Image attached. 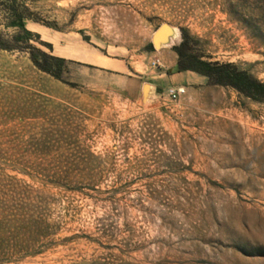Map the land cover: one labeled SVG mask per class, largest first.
Returning a JSON list of instances; mask_svg holds the SVG:
<instances>
[{
  "label": "rangeland",
  "instance_id": "374dc122",
  "mask_svg": "<svg viewBox=\"0 0 264 264\" xmlns=\"http://www.w3.org/2000/svg\"><path fill=\"white\" fill-rule=\"evenodd\" d=\"M19 2L66 64L0 48V264H264V101L150 65L184 28L264 82V0Z\"/></svg>",
  "mask_w": 264,
  "mask_h": 264
},
{
  "label": "trees",
  "instance_id": "16d2710c",
  "mask_svg": "<svg viewBox=\"0 0 264 264\" xmlns=\"http://www.w3.org/2000/svg\"><path fill=\"white\" fill-rule=\"evenodd\" d=\"M0 14L4 19V26L12 33L0 30V48L8 51H29L34 64L42 71L61 80L66 59L52 56L33 42L39 40L40 35L27 29V21L38 22L30 9L19 0H0ZM182 42L174 46L178 54L176 72L194 71L206 76L211 84L231 87L240 94L256 101H264V82L255 78L249 71L240 69L235 63L210 61L196 54L191 47L195 38L191 37L187 29L181 28ZM52 49L49 43H43ZM153 48V45H150ZM47 177L58 176V172L40 171ZM10 250L0 249V255H7Z\"/></svg>",
  "mask_w": 264,
  "mask_h": 264
},
{
  "label": "crops",
  "instance_id": "0c3cea01",
  "mask_svg": "<svg viewBox=\"0 0 264 264\" xmlns=\"http://www.w3.org/2000/svg\"><path fill=\"white\" fill-rule=\"evenodd\" d=\"M164 61L165 63L162 64V68L166 69L168 71H172V69H176L177 62H178V54L174 51H165L164 52ZM188 72V75H185V73ZM176 76H178L180 81H187V82H196L202 80V76L192 72V71H183V72H177ZM162 76L159 75L158 77H152V84L154 93H160L162 90L165 89V84H168V81H165L164 79H161ZM194 80V81H193Z\"/></svg>",
  "mask_w": 264,
  "mask_h": 264
},
{
  "label": "bare ground",
  "instance_id": "6f19581e",
  "mask_svg": "<svg viewBox=\"0 0 264 264\" xmlns=\"http://www.w3.org/2000/svg\"><path fill=\"white\" fill-rule=\"evenodd\" d=\"M172 29L173 28H171L170 26L164 25L163 27H161V29H159L156 32V35L153 38V41L156 45V48L161 47V45H162V47L167 45L170 42L171 38H174V37H171L174 35V32H173L174 29L173 30ZM148 88H149V86H148ZM148 88H147V92H148Z\"/></svg>",
  "mask_w": 264,
  "mask_h": 264
},
{
  "label": "built area",
  "instance_id": "2783aa9c",
  "mask_svg": "<svg viewBox=\"0 0 264 264\" xmlns=\"http://www.w3.org/2000/svg\"><path fill=\"white\" fill-rule=\"evenodd\" d=\"M151 67L152 68H160L162 67V62L159 57H155L152 62H151ZM168 96L173 100L177 101L180 99L182 95L186 93V87L185 86H175V87H170L168 89Z\"/></svg>",
  "mask_w": 264,
  "mask_h": 264
}]
</instances>
